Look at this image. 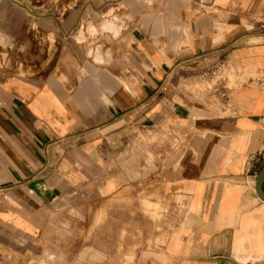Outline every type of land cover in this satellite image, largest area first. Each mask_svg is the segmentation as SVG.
<instances>
[{
    "label": "crops",
    "instance_id": "crops-1",
    "mask_svg": "<svg viewBox=\"0 0 264 264\" xmlns=\"http://www.w3.org/2000/svg\"><path fill=\"white\" fill-rule=\"evenodd\" d=\"M263 141L264 0H0V264L100 200L97 264H264Z\"/></svg>",
    "mask_w": 264,
    "mask_h": 264
},
{
    "label": "rangeland",
    "instance_id": "rangeland-1",
    "mask_svg": "<svg viewBox=\"0 0 264 264\" xmlns=\"http://www.w3.org/2000/svg\"><path fill=\"white\" fill-rule=\"evenodd\" d=\"M223 72H225L223 70ZM222 72V73H223ZM221 72H217L216 76H223ZM215 76V75H213ZM92 211V217L85 223L86 217L79 216L78 222L83 223L79 231H72L70 222H63L57 228H53L43 236H37L32 239L30 248L25 250L24 256L21 255L22 264H77L81 260L86 261L87 253H90L91 259L95 264L101 263L103 260L98 252L102 249H88L87 241L90 245L103 240L104 235L117 238V233L109 232V224L118 218L113 216L115 210L119 208V201H95L94 204L85 206ZM105 211H104V210ZM111 210L112 216L107 215ZM76 219V218H75ZM89 227H88V226ZM84 226V227H83ZM106 230V232H104ZM105 233V234H104ZM94 253V254H93ZM25 257V258H23ZM92 261V260H91ZM93 262V261H92Z\"/></svg>",
    "mask_w": 264,
    "mask_h": 264
},
{
    "label": "water",
    "instance_id": "water-1",
    "mask_svg": "<svg viewBox=\"0 0 264 264\" xmlns=\"http://www.w3.org/2000/svg\"><path fill=\"white\" fill-rule=\"evenodd\" d=\"M264 181V162L261 165L255 180V190L258 197L264 202V192L262 190V184Z\"/></svg>",
    "mask_w": 264,
    "mask_h": 264
},
{
    "label": "built area",
    "instance_id": "built-area-1",
    "mask_svg": "<svg viewBox=\"0 0 264 264\" xmlns=\"http://www.w3.org/2000/svg\"><path fill=\"white\" fill-rule=\"evenodd\" d=\"M261 158H264V141H263V148H262V152L260 153Z\"/></svg>",
    "mask_w": 264,
    "mask_h": 264
}]
</instances>
